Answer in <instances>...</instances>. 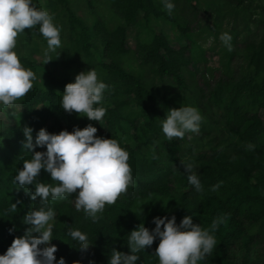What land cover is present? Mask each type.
<instances>
[{"label": "trees", "instance_id": "trees-1", "mask_svg": "<svg viewBox=\"0 0 264 264\" xmlns=\"http://www.w3.org/2000/svg\"><path fill=\"white\" fill-rule=\"evenodd\" d=\"M83 1L90 8V1ZM105 1L107 10L120 20L112 29L100 19L87 25L75 15L68 0H32L37 9L62 8L66 26L60 28L66 29L68 45L58 48L52 61L45 64V59L36 62L32 58L37 53L35 39L43 38L39 26L19 35L22 40L15 50L24 51L18 55L21 63L37 78L33 89L15 102L18 110L6 113L9 123L0 122V255L30 227L24 223L26 213L42 207L39 197L32 201L25 192L34 191L35 184L23 189L14 182L24 161L32 158L22 147L23 128L33 129L35 143L41 128L58 134L92 124L98 137L116 139L130 154L135 184L114 205H106L95 223L85 218L83 210L77 211L78 193L56 201L49 198L48 206L56 213L51 221L52 240L39 247L58 248L55 264L61 257L65 264H108L113 247L131 254L130 232L139 224L151 231L155 228L153 218L170 219L173 215L177 224L191 216L194 224L207 230L214 219L222 218L218 229L210 232L217 241L211 256L198 264H264V0H217L233 16L242 13L245 34L239 42L233 34L232 51L225 53L220 76L214 79L210 69L203 71L204 89L196 84L195 72L188 71L192 64L189 43L174 47L158 32L147 42L136 41L133 51L126 46L127 30L139 22L147 26L151 20L163 18L174 23L165 8L166 0ZM182 2L191 9V19L183 23L175 20L174 28L181 35L191 31L197 10L196 0ZM130 52L143 72L124 68V58ZM235 54L242 60L243 70L230 66ZM90 69L108 85L102 102L96 105L107 109L99 125L61 107L65 86ZM206 72L210 82L203 77ZM185 73L193 85L191 93L186 92ZM150 75L160 82L159 87H154ZM165 84L171 88L167 90ZM183 106L199 110L203 117L200 132H186L183 139L169 141L162 131L163 120L170 109ZM249 144L255 149L249 150ZM35 151H46V147ZM184 164L193 165L202 192L189 183ZM37 180L57 184L44 170ZM218 182H222L220 188L212 191ZM12 203L17 204L15 212L10 211ZM69 228L87 234L91 244L87 251H81L79 242L67 234ZM10 229L14 230L10 233ZM158 244L159 238L136 253L140 257L136 264H159L155 255Z\"/></svg>", "mask_w": 264, "mask_h": 264}, {"label": "clouds", "instance_id": "clouds-1", "mask_svg": "<svg viewBox=\"0 0 264 264\" xmlns=\"http://www.w3.org/2000/svg\"><path fill=\"white\" fill-rule=\"evenodd\" d=\"M165 8L171 14L174 3L166 0ZM39 26V33L47 41L45 64L52 61L49 53L61 47V28L54 23L48 11L37 9L32 0H0V105L10 108L17 100L23 99L34 87L36 74L25 68L14 49L20 34L26 29ZM220 40L232 51V36L225 32ZM108 85L98 79L97 72L90 69L75 77L74 83L65 86L62 105L69 114L75 112L90 121L100 122L107 109L96 107L103 100ZM203 117L199 110L191 106L170 109L162 123V131L169 141L183 139L186 132L199 134ZM98 129L88 124L83 129L76 127L72 132L62 130L58 134L49 133L41 128L33 142V129L25 126V140L22 147L32 153L31 160H25L23 168L14 178L20 188L35 184L34 191H25L32 201L42 207L32 210L24 216V223L30 225L23 236L13 239L7 251L0 255V264H55L58 248L51 245L41 249L42 244L50 245L56 213L49 207L52 201L66 199L74 193L77 211L83 210L86 219L98 222L106 205H114L134 186L132 168L128 163L130 154L120 146L116 139L100 138ZM37 147L46 151H35ZM249 150L255 145L249 144ZM155 158V156L153 157ZM189 173L188 181L197 192L203 191L198 176L192 172V164H184ZM41 170L50 174L56 186L38 182ZM222 182L212 186L217 191ZM19 203V202H18ZM17 204L12 203L10 211L15 212ZM223 222L222 218L212 221L210 230L194 224L191 216H185L179 224L173 215L153 218L155 228L149 230L143 223L130 232L128 247L130 253L112 248L108 264H136L140 259L136 253L150 248L159 238L155 255L159 264H198L211 256L217 241L213 234ZM14 229H10V233ZM79 242L80 250L87 251L90 241L87 234L79 229L69 228L67 233ZM58 264H65L61 257ZM79 264V262H76ZM92 264V262H90Z\"/></svg>", "mask_w": 264, "mask_h": 264}, {"label": "rangeland", "instance_id": "rangeland-1", "mask_svg": "<svg viewBox=\"0 0 264 264\" xmlns=\"http://www.w3.org/2000/svg\"><path fill=\"white\" fill-rule=\"evenodd\" d=\"M41 1L44 2L45 0ZM89 1L90 8H88L83 0H68V4L69 7L74 11L75 15L81 18L87 25H90L92 21L96 19H100L105 22L108 29H112L120 23V20L114 17L113 14H111L107 10L105 0ZM171 2L174 3L175 8L169 15L173 17L178 23H183L185 22V20L191 19V9L187 5H185L182 0H171ZM209 4H211V6H209ZM196 8L197 10L195 11V17L190 24V32L181 35L174 28V25L177 24L175 20L172 24L164 20L163 18H160L158 20H151L147 26L142 24V22H139L137 26H135L134 28H129L127 30L126 46L130 51H133L136 41L147 42L152 33L158 32L165 34L168 37V41L170 42V44H172L174 47H177V45L185 44L186 42L189 43L192 51V64L188 68V71L195 72L194 80L196 84L200 88L204 89L205 84L204 79L202 78L203 71H208L210 69L212 71V78L214 79L220 76L221 71H223L222 66L226 63L227 60L225 58V53L231 52L227 49V47L224 46V44L220 40V35L227 32L231 36H233V34L236 33V42H239L243 38L245 30L242 28L243 23L242 20H240L243 17L242 13L240 12L236 16H233L231 10L217 0H196ZM45 10L53 16L54 23L57 26H66L62 8L52 7L45 8ZM161 10L165 11V8L162 7ZM248 28L251 30L253 28V25L249 23ZM63 30L64 31H61L62 43L61 47L59 48H64L68 45V41L65 36L66 29L63 28ZM21 40L22 37L19 36L17 45ZM35 42L37 43V53L34 54L32 58L34 61L40 62L42 59H45L44 53L47 49V41L43 37L35 39ZM14 51L16 50L14 49ZM55 52H50V57H52ZM17 54L22 55L24 54V51L21 49L19 52H17ZM123 66L126 70L130 68L134 72L144 71V69L142 70V68L137 66L136 56L133 55V52H130L124 58ZM230 66H233L236 69H244L242 60L239 59L236 54L231 61ZM206 73L207 74L204 73L203 77L210 78L208 72ZM184 77L186 79V92L191 93L193 90V85L189 82L190 77L187 73L184 74ZM149 78L151 79L154 87H159L160 82L155 77L150 75ZM208 81L210 82L211 78ZM170 88L171 87L167 85L166 89L169 90ZM176 106L178 105L176 104ZM17 110L18 105L15 103L10 108H0V122L9 123L6 118V113L8 111L15 112ZM259 115L260 117H262L263 113L260 111ZM99 124L100 123L98 122V125Z\"/></svg>", "mask_w": 264, "mask_h": 264}]
</instances>
